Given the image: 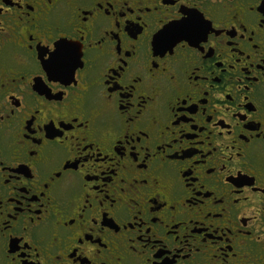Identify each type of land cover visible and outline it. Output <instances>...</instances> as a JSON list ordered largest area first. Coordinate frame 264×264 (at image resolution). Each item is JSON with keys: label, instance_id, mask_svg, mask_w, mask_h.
<instances>
[{"label": "flooded vegetation", "instance_id": "af4514ba", "mask_svg": "<svg viewBox=\"0 0 264 264\" xmlns=\"http://www.w3.org/2000/svg\"><path fill=\"white\" fill-rule=\"evenodd\" d=\"M4 2L7 12L5 15H0V32L13 37L18 36L25 28H29L38 16L46 14V9L34 0H4ZM165 3H174V0H165ZM190 3L195 4L206 18H210L213 32L223 31L224 35L220 39L223 40L233 30L235 35L228 37L224 43H219L214 35L209 34V44H214L216 47L211 48L209 44H201L205 49L204 53L191 46L184 51L175 49L176 57L172 59L183 64L188 70L178 78L179 89L176 94H172L171 86L165 79L167 72L172 71L169 65L171 54L166 53L163 61L157 60L158 66L151 69V74L156 78L152 84H158L162 91L158 105H163L165 101L171 99L174 105L181 107L173 108L171 111L154 108L158 127L148 133L147 141L142 139L140 144L136 145L141 149L140 152L132 153L125 142V155L120 158V166L117 167L113 161L119 153L112 156L114 149L109 144L96 145L100 150L99 155L103 157L107 152L110 160H105L103 164L92 162L86 165L90 173H100L98 178L89 175L86 179L94 182L92 187H100L106 191L109 199L118 201L115 211H109L104 221L106 232L101 236V241L107 244V249L102 250L101 253L104 264H163L165 257L169 260L174 259V264H264V187H262L264 186V28L256 24V21L264 16V3L252 12L247 10L245 0H232L231 3L227 0H190ZM154 4L159 6V0H87L80 5V11L82 14L88 8L93 9V15L88 19L94 20L101 26V35L104 34L103 30L111 28L113 20H118L125 29L129 22L137 23L138 27L147 24L144 32L148 33L155 32L161 27L156 21L163 16V13L157 12L153 7ZM186 4H189V0H186ZM171 11L175 12L176 9L172 8ZM181 11L187 10L182 8ZM120 13L130 19L120 20ZM135 17L139 18L138 21ZM73 19L77 24L81 23L75 14ZM171 19L172 16L163 17L164 24ZM239 21H243L244 27H241ZM253 29L255 34L250 37ZM29 30L33 31L31 28ZM115 36H120L123 43L122 51L127 49L131 38L126 36V32L121 35L119 31L105 36V43L101 45L102 51L93 47L89 52L86 48L85 67L79 70L77 77V84L80 87L71 84L68 86L75 95L63 85L53 89V92L63 89L65 99L73 105L71 109L60 108L59 111L56 107H52L53 119L64 116L67 120L71 115H80L75 105L87 95L83 89L106 91L105 80L110 86L117 87L118 77L114 72L110 79L103 76L105 56L110 54ZM95 38V34L88 36L84 41L85 45ZM137 39H143V36L138 34ZM41 43L43 44V41ZM209 52L212 53L210 56ZM132 55L135 58L136 54ZM144 56L147 59L146 53ZM129 64L134 66L132 60ZM197 67L199 72L190 75ZM144 68L147 72L148 65L145 64ZM21 71L25 70L18 66L14 67L3 79V88L0 89V109L4 114L15 111L11 104L13 96L22 99L21 93L38 95L28 83L39 71L38 67L32 69V75H27L25 72L21 82L11 83L12 77L19 75ZM128 79L130 76L121 80L120 84L127 83ZM136 89L134 95L137 97L140 91L146 93L150 91L141 84H137ZM185 93L188 94L189 99H178ZM229 96L232 97L231 101L228 100ZM13 102L18 104L14 98ZM132 103L135 105V101ZM103 104L104 101L101 100V106ZM225 108L229 111L226 112ZM189 109L194 111H188ZM173 111L187 113V117L178 127L173 126L175 125ZM237 111L247 114L251 125H242L235 120L232 113ZM115 115L122 117L123 113L116 111ZM209 116L211 123L208 122ZM22 125L26 127L27 120L21 121L16 116L0 122V145H2L0 161L3 163V167L0 168V206H2L0 223H6V228L0 229L4 233L3 240H0V264H24L20 255L22 245L15 244L14 241L19 240L21 236L31 248V251L23 250L27 264H68L63 257L61 261L54 258L57 253L67 256L74 250L70 247L72 241L63 234L67 230L62 226L57 227L49 218L54 208L47 205L43 197L37 196V200L45 203V208L40 210L42 214L37 217L34 213L39 205L29 203V200L31 194L40 191L39 187H30V196L22 201L19 200L16 191L20 186L18 180L22 183L30 176L29 170L18 163V158L27 147V142L23 147L16 143ZM64 126L68 129L67 124ZM140 126L151 128V125L144 121L143 124L129 125L127 132L135 134L137 127ZM73 127L77 133L80 132L79 125ZM162 128L165 129L163 132H161ZM226 129L232 134L229 135ZM173 134L181 138L170 149L165 144L173 140ZM111 139L116 143L115 135ZM145 146L147 153L142 151ZM161 148L163 151L160 150ZM47 151L51 152L54 149L49 146ZM237 153L243 159H237ZM253 153L256 154V160L248 163ZM146 154H150L152 159L145 162L143 157ZM133 156L145 164L148 172L140 169V165L132 160ZM227 157L232 158L231 163L228 162ZM19 167V171L25 176L16 171ZM221 167L226 171L221 172ZM169 169L173 172L171 182L174 188L159 197L156 201L158 208L151 205L147 197L140 199L129 187L131 182L134 180L138 182L146 175L164 177ZM5 177L10 178L7 183L4 182ZM12 177L16 178L12 179ZM74 177L75 173L71 169L61 173V180L65 182ZM225 177L229 179L226 180ZM121 179L124 180L123 186L120 184ZM189 181H192L195 187L203 184L199 195L191 201L188 199L192 195V190L187 188ZM160 183H169V180L162 179ZM121 187L125 188L124 192L119 191ZM136 187L140 188L143 194L144 189L139 183ZM51 194L50 191L46 193L48 196ZM89 194L96 195L91 189ZM148 195L150 196L151 192ZM129 197H136L140 204V216L134 215L137 209L129 201ZM83 199L84 193H81L76 198V207L57 219L67 220L69 215H74ZM121 199L123 203L119 202ZM237 200L239 203H236ZM92 203L95 206L96 201L93 200ZM173 206L175 212L171 210ZM85 218L87 219V214ZM242 218L247 219L246 226L242 223ZM125 219L134 227L137 221L142 220L144 226L135 227V231L129 227L125 231ZM37 220L41 223L36 224ZM97 222H101L99 217ZM22 226H26L27 231H22ZM149 228L152 231L149 239H152L153 243H156L157 239L160 241L156 243L155 249L150 246L145 247L137 237V233H147ZM34 231L37 233L35 243L30 239ZM133 237L137 240L134 245L135 252L131 251L133 245L129 243ZM161 244L164 245L163 248ZM157 251H163L165 257L157 259L155 255ZM36 255L39 259H36ZM101 258L94 260L93 264H100ZM81 264L84 262L82 261Z\"/></svg>", "mask_w": 264, "mask_h": 264}, {"label": "snow or ice", "instance_id": "6c2138e0", "mask_svg": "<svg viewBox=\"0 0 264 264\" xmlns=\"http://www.w3.org/2000/svg\"><path fill=\"white\" fill-rule=\"evenodd\" d=\"M34 2L45 8L46 14L38 16L29 25V28H25L16 37L0 32V89L3 88L4 77L14 67L18 66L25 71H21L19 75L12 77L10 82L13 84L21 82L25 72L27 75H32V69L38 67L39 71L33 76L32 80L28 81L33 92L38 95L21 93L22 99L13 96L11 104L15 111L4 114L2 109H0V122L11 116H16L21 121L27 120L26 127L21 126L19 139L16 143L23 147L25 142H27V147L18 158V163L29 170L30 176L27 180H23L22 183L18 180L20 186L16 191L19 200L22 201L25 197L30 196V187L38 186L40 191L31 194L29 200V203L39 205L34 215L39 217L42 214L40 210L45 208V203H41L36 197H43L47 205L54 208V212L49 214L51 222L55 223L57 227L62 226L67 230L63 234L72 241L70 247L74 250L70 251L67 256L63 253H57L54 258L57 261H61L63 257L64 260L68 261V264H73V261H75V264H81L82 261L84 264H93L94 260L101 258L102 250L107 249V244L101 241V236L106 232L104 221L107 213L115 211V205L118 203L116 199H109V194L100 187H92L94 182L86 179L89 175H95L97 178L100 176L99 172L90 173L85 167L86 165L92 162L103 164L105 160H110L107 152L103 157L99 155L100 150L96 145L98 143L109 144L114 149L111 153L112 156H115L117 152L119 153V156L113 161L117 167L120 166V158L125 155V142L132 153L140 152L141 149H138L136 145L140 144L142 139L147 141L149 139L148 133L153 128L158 127L157 113L154 108L158 107L161 111H171L173 108L181 107L180 105H174L171 99L165 101L163 105H158L162 91L158 84H152V81L156 80V78L151 74V69L158 66L157 60L163 61L166 53L171 54L169 65L172 71L167 72L165 79L166 83L171 86L172 94H176L179 89L178 78L187 73L188 70L183 64H179L172 59L176 57V51L174 50L179 48L180 51H184L191 46L200 53H204L205 49L201 44H209V34L214 35L219 43H224V40L228 37L235 35V31H230L223 40L220 39L224 35L223 31L217 30L213 32L210 18H206L195 4L190 3V0L189 4H186V0H174V3H165V0H159V6L154 4L153 7H155L156 11L163 13V16L156 21L161 27L155 32L145 33L144 29L147 28V24L138 27L137 23L129 22L125 29L121 27V23L118 20H113L111 28L103 30V35L100 34L101 26L94 20L90 21L88 19L93 15L92 8H88L81 14L80 5L87 2V0H34ZM227 2L231 3L232 0H227ZM245 2L247 10L252 12L257 8L259 9L264 0H245ZM172 8L176 9V11H171ZM182 8L187 11L182 12ZM6 12L5 2L0 0V15H5ZM73 14L81 23L77 24L75 22ZM167 16H172L173 19L164 24L163 17ZM119 18L120 20L130 19L125 17L123 13L119 14ZM138 19V17H135L136 21ZM239 23L241 27H244L243 21H239ZM256 24L258 27L264 28V16H261L256 21ZM30 28L33 31H30ZM117 31L121 35L126 32V36L131 38L127 49L122 51L123 43L120 36H115L110 54L105 56L106 65L103 76H107L110 79L114 72L118 77L116 80L117 87L110 86L108 81L105 80L104 89L106 91L95 89L88 91L83 89V91L87 92V95L75 105L76 109L80 111V115H71L67 120H65L64 116H57L53 119L51 115L52 107H56L58 111L60 108L71 109L73 107L65 99V91L63 89L57 92H53V89L63 85L65 89L75 95L68 86L71 84L76 85L77 88L80 87L77 84V77L79 76V70H83L85 67L86 48L89 52L93 47L102 51L101 45L105 43V36ZM129 33H132V35ZM93 34L96 36L95 40L85 45L84 41ZM138 34H141L143 39H137ZM254 34L255 29L250 33V37ZM41 41H43V44ZM209 47L214 48L216 45L209 44ZM145 53L147 54V59H145ZM132 54H136L135 58ZM211 54V52L208 53L209 56ZM130 60L133 61L134 66H130ZM145 64L148 65L147 72H145ZM126 69L128 72H126ZM196 72H199L198 67L190 75H194ZM129 76L130 79L127 80V83L121 85L120 81ZM137 84L144 85L150 91L147 93L140 91L137 97L134 95L137 92ZM13 98L18 104H14ZM189 98L187 93L178 97L181 100ZM245 99L247 98L245 97ZM101 100L104 101L103 106H101ZM228 100L231 101L232 97L229 96ZM132 101H135V105H133ZM133 108L134 110H132ZM116 111L122 112L123 116L115 115ZM188 111L194 110L189 109ZM225 111L228 112L229 109L225 108ZM173 116L175 117V125L173 126L178 127L181 121L187 117V113L173 111ZM232 116L242 125H251L249 123L250 117L247 114L237 111L233 112ZM144 121L150 124L151 128L140 126L137 127L135 134L127 132L129 125L143 124ZM208 122H212L210 116L208 117ZM222 123L221 121L220 124ZM65 124L68 125V129L65 128ZM74 125H79V133L73 127ZM164 130L162 128L161 132ZM226 130L229 135L232 134L229 129ZM113 135H115L116 143L112 142L111 138ZM180 138V136L173 134V140L166 142L165 146L171 149L172 145L178 143ZM49 146L54 151H47ZM160 150L163 151L162 148ZM142 151L147 153V146ZM71 153H74V155H70ZM0 155H2V145H0ZM143 159L146 162L152 159V156L146 154ZM227 159L231 163L232 158L227 157ZM237 159H243V157L237 153ZM132 160L140 165V169L148 172V168L136 156H133ZM255 160L256 154L253 153L250 155L248 163L255 162ZM2 167L3 163L0 161V168ZM19 169L20 167L16 171L23 174ZM69 169L75 173L74 179H69L66 182L62 181L61 173L68 172ZM140 169L137 170L139 171ZM220 171L224 172L226 169L221 167ZM113 175H115V172H113ZM23 176L25 175L23 174ZM172 176L173 172L169 169L164 177L157 178L146 175L138 182L135 180L131 182L129 187L135 191L140 199L147 197V200L151 201V205H155L158 208L159 205L156 204V201L159 197L164 192H170L174 188V184L171 182ZM15 178L12 177V179ZM9 179V177H5L4 182L7 183ZM162 179L169 180V183L161 184L160 180ZM225 179L227 180L229 177H225ZM30 181L32 182L31 184L29 183ZM137 183L144 189L143 194H141L140 188L136 187ZM120 184L124 185L123 179H121ZM187 188L192 190V195L188 198L191 201L199 195L203 184L200 187H195L194 183L189 181ZM89 189L96 195L89 194ZM49 191L52 193L51 196L46 195ZM119 191L124 192L125 188L121 187ZM149 192H151L150 196L148 195ZM81 193H84V199L80 202L75 214L69 215L67 220L57 219L76 207V198ZM93 200L96 201L95 206L92 203ZM129 201L137 209L134 215L140 216V204L137 202L136 197H129ZM119 202L123 203V200L121 199ZM236 203H239V200ZM171 210L175 212V207L173 206ZM0 211H2V206H0ZM86 214L87 219L85 218ZM124 214L126 215V210ZM97 217L100 218V223L97 222ZM35 223L40 224L41 222L37 220ZM242 223L246 226L247 219L242 218ZM143 226V221L140 220L137 221L135 227ZM124 227L125 231L129 227H132L135 231V227L126 219ZM5 228L6 223H0V229ZM21 230L27 231V227L22 226ZM151 236L152 231L150 228L147 233H137L139 241L145 247L150 246L155 249L156 243H160V241L157 239L156 243H153L152 239H149ZM3 237V231H0V240H3ZM30 239L33 243L36 242L37 233L35 231L30 236ZM14 241L15 244L22 245L21 259L24 260V264H27V258L23 256V250L31 251L28 242L22 236L19 240ZM136 242L135 237L129 240V243L133 245L131 248L133 252L136 251L134 246ZM160 246L161 248L164 247L163 244ZM155 255L157 259L165 257L163 251H157ZM177 256H179V253ZM36 259H39L38 255H36ZM100 264H104L102 258L100 259ZM163 264H174V259L169 260L165 257Z\"/></svg>", "mask_w": 264, "mask_h": 264}]
</instances>
